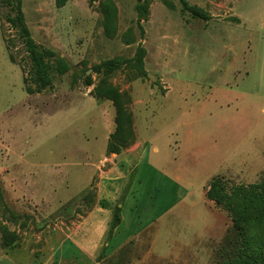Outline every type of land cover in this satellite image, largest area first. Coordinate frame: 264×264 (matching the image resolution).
Segmentation results:
<instances>
[{
	"label": "rangeland",
	"instance_id": "1",
	"mask_svg": "<svg viewBox=\"0 0 264 264\" xmlns=\"http://www.w3.org/2000/svg\"><path fill=\"white\" fill-rule=\"evenodd\" d=\"M4 1L0 264H108L97 257L112 252L114 215L119 209L122 218L119 203L130 192L103 196L100 174L114 165L107 158L99 176L86 165L101 150L91 143L108 127L117 129V151L111 146L108 156L147 147L131 181L132 230L147 229L135 236L146 242H135L136 256L148 257L153 241L144 264H221L237 256V228L205 191L217 176L229 186L264 176V0H68L62 7L22 0L35 42L71 65L35 93L26 89L32 62L5 19ZM153 145L157 153L148 150ZM104 221L108 234L97 242ZM247 235L264 250V223L248 226ZM86 239L92 259L81 253Z\"/></svg>",
	"mask_w": 264,
	"mask_h": 264
},
{
	"label": "trees",
	"instance_id": "2",
	"mask_svg": "<svg viewBox=\"0 0 264 264\" xmlns=\"http://www.w3.org/2000/svg\"><path fill=\"white\" fill-rule=\"evenodd\" d=\"M68 0H55L58 7H62ZM4 4L9 6L10 13L5 15V19L11 26L18 30L29 57L32 62L34 78L32 85H27L28 93L41 92L51 86L54 79V72L60 75L65 74L71 69L70 63L59 57L56 51L52 49L41 48L32 37L31 31L25 22L22 0H6ZM186 7L195 15L207 18L208 15L191 5ZM52 57L59 58L57 64L49 65L48 60ZM120 130V127L117 126ZM114 131L109 139L108 151H117L113 146V139L116 137ZM206 197L214 201L216 205L228 211L229 216L237 228L240 235L242 248L237 256L224 260L221 264H264V250L261 245L253 243L247 235V228L250 225L264 223V176L258 182L254 183H236L227 185L222 177H215L205 191ZM121 222V216L118 212L114 215L112 228H115ZM225 253H222V255Z\"/></svg>",
	"mask_w": 264,
	"mask_h": 264
},
{
	"label": "crops",
	"instance_id": "3",
	"mask_svg": "<svg viewBox=\"0 0 264 264\" xmlns=\"http://www.w3.org/2000/svg\"><path fill=\"white\" fill-rule=\"evenodd\" d=\"M104 115H105V107H103L102 116ZM114 129L115 127L114 128L108 127L106 131L104 130L105 132L102 134L103 139H101V141H99L98 136H96V139L93 140L91 144L96 145V146L101 145V148H100L101 150H98L97 158L92 159L91 157H89L88 162H86V165L92 166L94 171L98 170V176L100 174L99 171H103L102 166H105V161L107 158L109 159V162H111L114 165L112 167L113 168L112 171L108 172V174H105V173L100 174V178L102 180L99 183L100 185H99L98 191L100 194H103V196L105 194H107L108 196L112 195L111 197L115 200V199H120L122 193L126 189H129L130 192L128 196L125 199H123V202L119 203V206L122 207V218H121V222L119 223V225L112 229V241H111V244H113L112 252L111 253H100V255L98 254L97 258H100L103 261L107 260L108 264H144L145 263L144 261L148 260V258L152 254L150 252H152L154 248L151 245H153L154 241L152 243L148 242L149 246L146 252L148 253V257L146 255L136 256L137 254L134 253L136 249L134 246L135 242L138 241L140 245L142 243L143 245H145L146 242L144 240H141V237H135V236L143 233L144 231L146 233L147 229L145 228V224H144L142 230H139V231L132 230V226L135 225L137 220L134 219L131 214V211H132L131 202L133 200V195H131V193H134L133 186L131 185V181H132V176L138 170V166L142 162L141 160L145 155V151L147 147L145 149L143 148L144 150L143 149L141 150L142 143H138V145H136L134 148L125 150L121 152L120 154L112 153L108 156V143H109L111 134L114 132ZM147 142L148 141H146V143ZM148 150H151L157 153L159 151V147L157 145H153L149 147ZM87 153L88 155L89 154L94 155V149H88ZM135 157L138 158V162L133 164L132 161ZM149 164L150 166L155 168V166H153L151 163ZM94 176H95V172L93 173L92 176H90L89 181H88V186L92 183ZM178 177L179 176H176L175 178L179 180ZM109 178H112L111 183L107 182ZM110 185H112V187ZM175 185L180 187V184L178 182L175 183ZM181 189L184 190V187ZM187 193L189 192L187 191ZM136 202L138 203L140 201H136ZM142 208L145 210V212L151 210V207L147 203L143 204ZM107 223H108L107 221L106 222L104 221L102 229L101 228L99 229L97 227V235H96L97 242L101 241L102 237L108 234V225H106ZM81 226H82L81 227L82 233H85V230L88 232L87 223L82 222ZM120 229L124 230V234L120 238H118L120 234L119 232ZM87 242H88V239L81 241L82 246H83L81 249V253L89 256L92 259L93 258L92 255L95 253H87V250L92 249L89 243L86 247L85 243ZM108 246H109L108 243H106L104 246L105 252L107 251ZM100 264H103V263H100Z\"/></svg>",
	"mask_w": 264,
	"mask_h": 264
}]
</instances>
